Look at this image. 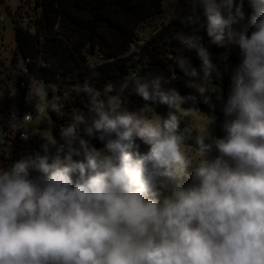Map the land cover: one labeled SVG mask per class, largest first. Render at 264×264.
<instances>
[{"label":"clouds","instance_id":"1","mask_svg":"<svg viewBox=\"0 0 264 264\" xmlns=\"http://www.w3.org/2000/svg\"><path fill=\"white\" fill-rule=\"evenodd\" d=\"M248 3L250 34L232 27L244 17L243 0H193L210 44L233 45L240 58L222 88L223 119L215 116L195 146L178 134L173 109L196 98L153 77L135 83L143 108H122V85L74 115L54 157L57 142L43 143L44 155L0 169V264H264V0ZM178 39L211 63L200 39ZM191 74L200 75L195 67ZM83 90L93 91L87 83ZM160 104L166 117L144 115ZM218 120L222 137L212 135Z\"/></svg>","mask_w":264,"mask_h":264},{"label":"trees","instance_id":"2","mask_svg":"<svg viewBox=\"0 0 264 264\" xmlns=\"http://www.w3.org/2000/svg\"><path fill=\"white\" fill-rule=\"evenodd\" d=\"M164 1L40 0L37 6L41 7L42 13L39 20L35 21L40 34L22 30L20 26L15 29L17 54L23 59L22 67L16 86L0 100V123L10 120L16 123L24 114L26 89L22 83L24 79L27 81L26 70L36 76L32 78L46 82H55V71L61 72L81 88L87 83L98 91H109L106 85L111 84L115 90L109 92L115 95L126 84L123 98L129 97L138 102L145 101L135 94V83L141 79L160 77L165 90L176 89L181 97L196 98L195 103L191 99L178 101L183 107L198 109L213 121L215 116L222 120V88L226 93L240 58L238 51H229L230 48L234 49L233 45L217 47L210 44L201 27L203 11L200 7H194L193 0H177L170 19L146 38L137 51L131 48L139 26L160 16ZM236 3L239 5L241 0H236ZM243 12V19L232 27L236 32L250 34L249 18L254 11L248 0H243ZM56 23L64 30L65 39L71 47L52 32ZM178 34L200 39L211 52V63L202 65L197 50L186 48L178 39ZM45 52L47 55L44 54V59L51 60L50 67L31 61L38 53L43 55ZM94 53H101L108 59L90 68L87 57ZM181 56L184 58L183 63L178 59ZM193 67L198 70L199 76L191 74ZM205 71L209 74L207 78L204 77ZM198 83H203L204 87L201 89ZM62 126L59 121L53 126L52 140L38 135L21 139L16 134L10 141L8 156H0V169H9L21 157L36 152L44 155L41 150L43 143L54 145L57 142V146L48 153L50 158L54 157L57 147L65 143L61 138Z\"/></svg>","mask_w":264,"mask_h":264},{"label":"rangeland","instance_id":"3","mask_svg":"<svg viewBox=\"0 0 264 264\" xmlns=\"http://www.w3.org/2000/svg\"><path fill=\"white\" fill-rule=\"evenodd\" d=\"M39 2L40 0H0V14L4 17V22L0 25V100L8 90L16 86L18 76L20 75L19 71L22 67L23 59L17 54L15 29L20 26L22 30L40 34L37 30L38 27L35 25V21L39 20L42 13L41 7L37 6ZM176 3L177 0H165L163 2L162 14L159 17L145 21L139 26L137 38L131 46L132 50L137 51L138 46L143 44L146 38L170 19ZM30 17L33 20H30ZM63 31L59 23H56L52 28V32H54L56 37L61 38L68 47H71L72 45L65 39ZM40 40H42V37H40ZM44 54L46 52L43 55L42 53H38L31 61L40 66L50 67L51 60L46 61ZM77 56L75 58L79 62V57ZM49 58L51 59L52 57ZM107 59L108 57L101 53H94L87 57L90 68L97 66L100 61ZM26 71L28 75L27 81L24 79L22 83V86L26 89L24 109L29 102L31 105H44L45 108L42 113L35 115L28 125L22 123L23 114L16 123L11 120L7 123H0V156L2 157L8 156V151L11 147L10 141L16 135L18 128L25 127L29 135H38L52 140V129L57 121L62 123V128H65L73 121L74 115L78 114V112H83L86 115L90 113L93 99L107 102L109 96L115 95L109 91H98L93 87H90L93 91L86 92L61 72L55 71V82H46L32 78V76H36L29 73V70ZM33 73H35L34 70ZM198 84L200 88L204 87L203 83ZM145 103L126 97L123 99L122 108L129 111H138L143 108ZM189 109H193L194 111L189 113ZM173 110L181 121L178 134L184 137L187 144L195 146L197 135H202L205 126H211L213 120L209 116L204 115L200 110L183 107L179 102ZM169 111L170 109L166 105H154L144 115L147 118L159 120L161 117H166ZM212 135L215 137H222L224 135L219 127V123L212 128ZM92 143L97 148L103 147L97 140H93ZM137 143L140 142L137 141ZM147 151L148 146L140 144L139 152L144 154ZM189 154L194 155V149H189ZM213 155H215V150L213 151ZM190 174L191 169H188L183 177L185 184L189 183Z\"/></svg>","mask_w":264,"mask_h":264},{"label":"built area","instance_id":"4","mask_svg":"<svg viewBox=\"0 0 264 264\" xmlns=\"http://www.w3.org/2000/svg\"><path fill=\"white\" fill-rule=\"evenodd\" d=\"M30 20H33L32 17H30ZM4 22V17L3 15L0 14V25ZM44 105H31V103L29 102L26 106H25V111L23 114V119H22V123L24 125H28L31 121L32 118L35 115H38L40 113H42L44 111ZM16 134L19 135V138L21 139H27L28 138V133H27V129L25 127H20L17 129Z\"/></svg>","mask_w":264,"mask_h":264},{"label":"water","instance_id":"5","mask_svg":"<svg viewBox=\"0 0 264 264\" xmlns=\"http://www.w3.org/2000/svg\"><path fill=\"white\" fill-rule=\"evenodd\" d=\"M102 61H100L98 64H100Z\"/></svg>","mask_w":264,"mask_h":264}]
</instances>
